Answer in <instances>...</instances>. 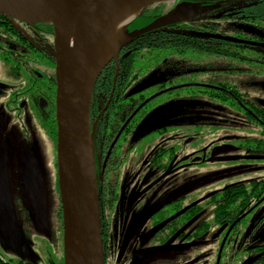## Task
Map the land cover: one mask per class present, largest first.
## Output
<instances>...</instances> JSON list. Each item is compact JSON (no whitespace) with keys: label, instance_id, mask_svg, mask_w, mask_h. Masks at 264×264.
<instances>
[{"label":"flooded vegetation","instance_id":"1","mask_svg":"<svg viewBox=\"0 0 264 264\" xmlns=\"http://www.w3.org/2000/svg\"><path fill=\"white\" fill-rule=\"evenodd\" d=\"M196 1L148 10L164 8L170 15ZM244 1L242 24L233 22L228 36L207 33L243 41L227 43L245 47L249 55V49L264 48V23H252V10L263 4ZM192 24L185 28L191 34ZM169 30L184 29L159 27L150 40L166 45ZM54 41L48 23L0 15V251L17 253L30 245L24 219L51 251H64ZM141 46L130 42L118 63L109 62L90 107L104 264H264V179L192 193L208 182L199 176L205 165L220 159L218 132L226 134L219 141L234 140L242 150L236 157L242 166L263 162L264 121L250 118L249 94L234 102L233 85H218L232 69L218 66L214 43L204 56L155 54L146 70L137 52ZM219 104L238 107L241 131L234 132L232 116H212ZM249 122L262 126L260 139L250 138ZM4 263L30 262L0 257Z\"/></svg>","mask_w":264,"mask_h":264},{"label":"water","instance_id":"2","mask_svg":"<svg viewBox=\"0 0 264 264\" xmlns=\"http://www.w3.org/2000/svg\"><path fill=\"white\" fill-rule=\"evenodd\" d=\"M141 1L164 0H0V15L26 23L22 14L56 10L54 56L56 59L58 176L64 224L65 264H104L99 194L95 172L94 132L90 107L97 79L106 65L138 37L171 24L197 11L195 5L179 6L164 22L129 34L122 27L113 39L103 67L92 77L91 63L97 45L112 22L127 8ZM204 39L239 42L222 35L192 32ZM118 71L120 66L117 64ZM148 84L143 89L148 88ZM95 130V128H94Z\"/></svg>","mask_w":264,"mask_h":264},{"label":"trees","instance_id":"3","mask_svg":"<svg viewBox=\"0 0 264 264\" xmlns=\"http://www.w3.org/2000/svg\"><path fill=\"white\" fill-rule=\"evenodd\" d=\"M254 2H257V4H263V6L252 10V12L255 13L252 23H264V0H255ZM245 3L247 2L244 0H198L196 1V5L200 12L192 19L161 26V29L166 27L171 29H184L169 30L168 32H165L168 34V42L166 45H162L160 41L157 44L156 40H150L153 31L138 37L132 42L142 44L141 48L137 52L140 53V61L144 62L142 66L143 69L146 70L148 67H150V65L147 64L148 60L155 54L168 52L170 54V58L172 56L183 57L190 54L198 55L199 53L204 56V54L214 51L210 46L214 43L216 45L215 52L218 59L217 63H219L218 66L222 68L226 67V69H232L231 71L227 72L228 75H223V78L218 85H233L234 102L241 101L242 97H245L246 95L242 94V86L245 85V81L247 79L250 80V82L253 79H260L264 81V56H260L259 54L261 51L264 52V48L249 49L250 54L246 55V49L243 46L237 44L233 45L223 41L203 40L185 31V28L187 27V23L195 22V24L192 25L196 32H211L227 35L226 32L228 31V27L233 22L235 24H242L244 18L241 16L245 9ZM148 9L142 12V14L134 21H138V25L135 28L136 30L128 31V27L134 24L133 22L131 25L126 27L125 31L131 34L146 27L161 24L169 16V12L165 11L164 8H160L155 11H149ZM179 25L182 26L179 27ZM237 31L240 30H236L234 33L239 34ZM105 68L103 70H105ZM126 68L130 69V65L127 64ZM145 75L142 74V78H145ZM99 77L94 89L97 92L99 89V83L101 81ZM245 102H247L249 106L250 118H256V120L258 119L264 121V99H251L249 95V100Z\"/></svg>","mask_w":264,"mask_h":264},{"label":"rangeland","instance_id":"4","mask_svg":"<svg viewBox=\"0 0 264 264\" xmlns=\"http://www.w3.org/2000/svg\"><path fill=\"white\" fill-rule=\"evenodd\" d=\"M177 0H164L162 2H157L153 4L151 7H158L159 5H167L173 6ZM49 24V23H48ZM124 27V26H123ZM122 28V27H121ZM119 28V30L121 29ZM117 30V32L119 31ZM116 32V33H117ZM115 33V34H116ZM115 34L112 36L110 42L108 43L107 53L104 55V62L106 61L107 57L111 52V47L113 43V39ZM5 82L7 79L5 77ZM243 93H248L251 99L262 98L264 99V81L260 79H253L251 82L247 79L245 81V85L242 86ZM217 112V114H213V117H218L221 119L222 117L232 116L234 118V132L241 131V114L238 110V107H231L230 105H223L219 104V108L217 110H212V112ZM220 122V121H219ZM248 130L250 133V138L260 139V129L262 128L261 125L255 122L248 123ZM209 130L208 128L201 127L200 131ZM219 131H225L226 128L224 125H218ZM227 132V131H226ZM225 132H218L217 135V143L216 148H218V159L214 162L213 165H205L203 172L202 170L198 171L200 177H204L208 179L206 185L193 190L199 191L202 194L210 193L216 189H221L230 185H234L235 183L241 181H248L252 179H264V159L263 162L257 163L255 165H244L242 166L237 156L242 155V150H236L235 141H219L222 137H225ZM206 139L208 141L211 140L210 136H207ZM197 143H199L198 139H194ZM229 157V158H227ZM234 157V158H232ZM202 168V169H203ZM240 171V172H239ZM239 172V173H238ZM199 193V194H200ZM24 225L26 227V238L29 240L30 245L25 246L23 245L20 252H13L12 250L5 252L4 250L0 251V257L3 261H12L17 263L19 260L30 262L33 264H65L64 259V251L62 248L59 250L51 251L48 242L46 241L45 236L41 232H35L31 228V224L28 223V220L24 219Z\"/></svg>","mask_w":264,"mask_h":264},{"label":"bare ground","instance_id":"5","mask_svg":"<svg viewBox=\"0 0 264 264\" xmlns=\"http://www.w3.org/2000/svg\"><path fill=\"white\" fill-rule=\"evenodd\" d=\"M154 2L141 1L133 4L120 14L105 31L94 52L91 63V76L93 77L105 64L104 55L107 53L108 43L119 28L130 24L143 9ZM22 16L27 21H44L53 24L56 21V10H45L40 12H27Z\"/></svg>","mask_w":264,"mask_h":264}]
</instances>
